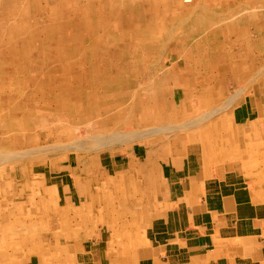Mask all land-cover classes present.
Instances as JSON below:
<instances>
[{
	"label": "rangeland",
	"instance_id": "obj_1",
	"mask_svg": "<svg viewBox=\"0 0 264 264\" xmlns=\"http://www.w3.org/2000/svg\"><path fill=\"white\" fill-rule=\"evenodd\" d=\"M176 5L0 0V264H86L51 240L80 234L85 199L49 229L41 173L69 175L101 211L118 198L95 199L113 189L99 158L136 144L165 155L230 131L234 100L264 69V0ZM183 8L202 16V37L168 24Z\"/></svg>",
	"mask_w": 264,
	"mask_h": 264
},
{
	"label": "crops",
	"instance_id": "obj_2",
	"mask_svg": "<svg viewBox=\"0 0 264 264\" xmlns=\"http://www.w3.org/2000/svg\"><path fill=\"white\" fill-rule=\"evenodd\" d=\"M183 1L174 0L180 8ZM193 11H175L168 24L177 20L189 30L185 36L202 37L207 26ZM192 21L197 28L191 31ZM228 117L231 129L221 138L209 132L205 143L170 145L165 155L136 144L123 155L99 158V176L113 189L103 185L95 199L101 193L118 198L105 210L90 206L91 197L69 175L40 172L49 229L60 230L81 199L90 214L78 236L65 233L52 245L86 264H264V69L236 97ZM117 214L133 218L134 226H124Z\"/></svg>",
	"mask_w": 264,
	"mask_h": 264
},
{
	"label": "bare ground",
	"instance_id": "obj_3",
	"mask_svg": "<svg viewBox=\"0 0 264 264\" xmlns=\"http://www.w3.org/2000/svg\"><path fill=\"white\" fill-rule=\"evenodd\" d=\"M190 1H191V0H184L183 2H190ZM197 14H198V13H197ZM200 17H202V16H199V17H198V21L200 20V19H199ZM196 18H197V17H196ZM170 20H171V19H170ZM125 21H127V19H126ZM125 21H124V23H125ZM129 21H130V20H129ZM121 22H122V21H121ZM179 23H180V22H179ZM184 23H185V22H184ZM199 24H200V23H199ZM203 26H204V24H203ZM200 29H201V28H200ZM187 31H189V30H187ZM191 31H192V30H191ZM212 32H213V31H212ZM197 36H198V35H197ZM168 37H169V36H168ZM189 37H190V36H189ZM166 41H167V40H166ZM159 42H160V41H159ZM110 45H111V44H110ZM159 45H160V44H159ZM160 47H161V46H160ZM93 75H95V74H93ZM151 79H152V78H151ZM71 96H72V95H71ZM233 119H234V118H233ZM197 120H198V119H197ZM202 120H203V119L198 120V121H196V123H197V122H201ZM190 122H191V121H190ZM184 124H186V123H184ZM191 124H192V123H191ZM182 129H183V128H182ZM160 130H161V129H160ZM148 131H149V130H148ZM150 131H151V129H150ZM150 131H149V132H150ZM147 133H148V132H147ZM158 133H159V132H158ZM149 135H150V134H149ZM122 138H123V136H122ZM102 139H103V138H102ZM102 139H101V140H102ZM108 139H109V140H112V139H110V138H108ZM105 140H106V139H105ZM119 140H120V139H119ZM99 142H100V141H99ZM106 142H107V141H106ZM115 142H116V141H115ZM100 145H101V144H100ZM42 193H43V192H42Z\"/></svg>",
	"mask_w": 264,
	"mask_h": 264
}]
</instances>
